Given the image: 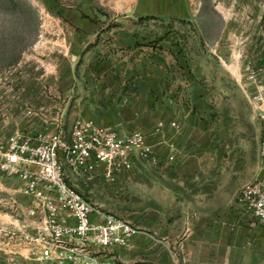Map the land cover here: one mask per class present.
Masks as SVG:
<instances>
[{
	"label": "rangeland",
	"instance_id": "1",
	"mask_svg": "<svg viewBox=\"0 0 264 264\" xmlns=\"http://www.w3.org/2000/svg\"><path fill=\"white\" fill-rule=\"evenodd\" d=\"M160 2L0 0V147L11 135L37 142L61 125L68 131L78 117H111L117 107L96 89L111 77L103 73L104 56L117 49L109 39L129 32L145 45L180 54L177 65H186L205 87L213 104L203 124L210 134L209 152H201L198 160L209 164L217 209L234 203L239 189L259 171L264 0H188L195 10L192 21L144 14ZM115 90L114 101L121 104L134 88L120 83ZM85 196H96L95 203L111 213L128 205L121 192L117 198L96 191ZM30 206L18 181L0 171V264H26L22 240L40 225L29 215Z\"/></svg>",
	"mask_w": 264,
	"mask_h": 264
},
{
	"label": "crops",
	"instance_id": "2",
	"mask_svg": "<svg viewBox=\"0 0 264 264\" xmlns=\"http://www.w3.org/2000/svg\"><path fill=\"white\" fill-rule=\"evenodd\" d=\"M163 1L145 9L144 14L193 20L195 10L188 0ZM116 36L108 43L117 49L104 56L107 66L103 73L111 74V82L98 85L96 92L111 97L110 105L117 109L100 120L83 118L111 126L120 134L142 133L160 162L138 160L114 183L106 181L101 169L77 175L67 167L68 183L84 196L96 191L105 198H117L120 192L128 197L126 210L112 214L128 220L138 232L127 247L113 249L110 257L123 264H264V225L232 202L217 209L209 164L198 160L201 152H209L210 134L203 124L213 104L205 87L186 65H177L181 55L169 47L153 48L129 32ZM120 83L122 88L132 83L134 90L116 104L115 87ZM184 104L190 108L184 109ZM160 122L164 124L161 128ZM171 156L173 160H169ZM100 185H110V192ZM85 197L94 203L98 200Z\"/></svg>",
	"mask_w": 264,
	"mask_h": 264
},
{
	"label": "built area",
	"instance_id": "3",
	"mask_svg": "<svg viewBox=\"0 0 264 264\" xmlns=\"http://www.w3.org/2000/svg\"><path fill=\"white\" fill-rule=\"evenodd\" d=\"M258 120L259 171L239 189L234 204L264 225V106ZM163 125L158 124L160 128ZM138 160L160 162L142 133L120 134L89 118L78 117L68 131L61 125L37 142L11 135L0 147V171L18 181L20 191L31 201L29 215L40 221L36 233L22 240L25 263L123 264L110 254L113 249L127 247L138 229L128 220L102 211L69 184L66 169L77 175L101 169L106 181L114 183Z\"/></svg>",
	"mask_w": 264,
	"mask_h": 264
}]
</instances>
